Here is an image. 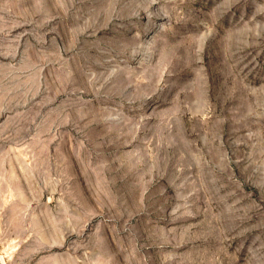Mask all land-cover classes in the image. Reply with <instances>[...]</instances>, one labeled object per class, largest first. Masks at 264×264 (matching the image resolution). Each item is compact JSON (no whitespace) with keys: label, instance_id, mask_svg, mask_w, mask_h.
I'll return each instance as SVG.
<instances>
[{"label":"rangeland","instance_id":"1","mask_svg":"<svg viewBox=\"0 0 264 264\" xmlns=\"http://www.w3.org/2000/svg\"><path fill=\"white\" fill-rule=\"evenodd\" d=\"M0 264H264V0H0Z\"/></svg>","mask_w":264,"mask_h":264}]
</instances>
